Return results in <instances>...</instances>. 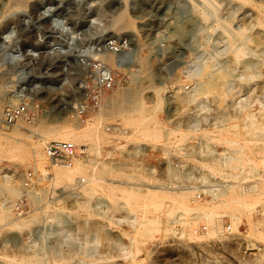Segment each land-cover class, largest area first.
<instances>
[{
	"label": "rangeland",
	"instance_id": "1",
	"mask_svg": "<svg viewBox=\"0 0 264 264\" xmlns=\"http://www.w3.org/2000/svg\"><path fill=\"white\" fill-rule=\"evenodd\" d=\"M212 2L216 4L219 20L231 23L228 27L233 33L235 29L246 27V33L264 36V25L260 23L264 22V0ZM206 4L208 2L200 0H20L19 4L0 0V131L6 136H0V212L13 214L0 221V225L3 224L0 264H264V210L261 211L264 190L256 192L254 201L257 199L250 210L256 224L252 233L246 216L236 230L227 214L223 217V231L208 234V224L203 218L196 222L195 211L185 214L183 223L174 222L176 214L182 210L159 188V185L185 187L200 183L193 177L178 175L177 171L183 167L195 171L203 169L199 167V157L195 156L196 136H218L217 132L199 130L210 127L205 126L208 121L215 123L219 108L234 110L239 106L232 102L239 104L240 99L241 102L253 96L251 109L257 112L259 119L264 114L263 63L249 81L233 83V95L226 93V98L221 100L217 99L219 93L213 91L210 109L201 111L209 119L201 122L197 133H186L187 129L178 130L174 126V122L188 112L196 113L195 108H191L193 102L188 105L180 96L195 90L205 95L202 78L194 73L208 63L218 69L223 61L232 60L228 52L229 34L216 24L217 17L206 19L199 11ZM125 7L129 23L114 25L116 14ZM247 42L253 48L256 46L253 41ZM122 51L137 55L126 69L112 65L106 57ZM238 63L233 64L235 80L240 79L244 69ZM82 81L87 89L85 99L81 98ZM122 89L133 90L138 95L144 109L141 114L137 110L130 111L132 113L124 110L122 116L112 112L108 103H101L108 102L110 94L111 99L117 98ZM127 109L129 111L130 107ZM169 109L172 114L168 116ZM106 110L112 114L102 115ZM136 118L141 119L138 126L136 121L127 123ZM153 119L158 121L153 122ZM88 122L98 126L101 149L97 152L90 147L97 136L80 141L77 156L85 162V168H81L74 179L87 175L86 170L91 172L94 166L105 179L74 189L72 183L68 187L74 179L51 181L38 166L32 144L40 141L44 127L72 125L75 129L79 123L86 126ZM60 140L51 138L46 144ZM209 140L214 144V153L218 154L214 159L220 158L227 144L216 137ZM252 147L263 171L264 142H254ZM250 151L246 148L245 152L252 156ZM168 166L174 168L176 174H170ZM2 168L25 173L28 183L33 188L37 186L33 193L41 192L42 199L32 205L29 196L22 201L19 195L9 192L7 197ZM49 169L51 171L50 166ZM205 169L212 181H233ZM110 186L114 193L109 190ZM127 193L133 197L130 208L125 203ZM202 197L206 196L202 193ZM77 199L80 202L75 206L73 201ZM96 199L110 204L112 209L108 216L93 212ZM10 201L13 204L9 207ZM54 209L72 215L74 222L88 218L105 223L111 236L101 240L103 243L114 241L116 247L102 245L90 255L70 252L65 259L56 256L54 260L47 257L37 260L28 244L38 242L33 243L34 236L45 228V218ZM18 212L23 214L20 225L11 228V223L5 221ZM11 232L16 236L12 238ZM199 234L202 236L198 237ZM123 245L131 250L128 253L122 250Z\"/></svg>",
	"mask_w": 264,
	"mask_h": 264
},
{
	"label": "bare ground",
	"instance_id": "2",
	"mask_svg": "<svg viewBox=\"0 0 264 264\" xmlns=\"http://www.w3.org/2000/svg\"><path fill=\"white\" fill-rule=\"evenodd\" d=\"M200 1H202L203 3L208 2V4H206L207 6H202L199 8V11L202 14V17L206 19H209V17H217L216 24H218L220 27L223 28L222 32L225 31L229 34L230 42L228 45V50L230 51L228 52H231V56L229 57H232V60L230 61L228 58L230 62L228 60L223 61L221 68H219L220 67L219 66L218 69L217 67L216 69H213L211 67L212 65L208 63L209 65L206 64L202 66L201 68H199L196 74L193 72V69H192V72L194 73L195 76L197 75V77L202 78V80L200 81L203 83V86L205 87L206 92L204 93L205 95H200L198 91L196 90L193 93L191 91L189 92L187 91L186 93H183L180 96V100H182L183 102H187L188 105L193 102V105H191V108L193 109L195 108L196 110V113L188 112L182 119L180 120L178 119L177 122H174V126L177 127L178 130H181L179 128H182V127L185 130L187 129L186 131H184L186 133H189V132L197 133L199 130L198 128H200L201 126L200 125L201 122L203 121L205 122L206 120L209 119L207 114L205 113L201 114V111L204 110L206 112L210 109L211 107L210 102L214 100V97L211 96L213 91H216L219 93V95H217V99L219 98L221 100L226 98V93L227 94L229 93V95H233L231 94L232 88L234 86L233 83L237 81V84L238 82L240 84L242 83V81H247V80L249 81V79L253 78V75L257 71L256 68L263 66L262 64L264 63V48H263L264 46H262L264 45L263 35H261L260 33H257V34L246 33V27H243L239 30L235 29V32L233 33L228 27V25L231 23H227V21L219 20L220 18H218V12H217V9L215 8L216 4H214L212 0H200ZM11 2L19 4L20 0H11ZM126 11H127L126 7L118 11V13L115 16L114 22H113L114 25H118V26L124 25L125 26L129 23L128 21L129 18L126 16L127 15ZM260 23L264 25V22H262V20ZM247 41H253L254 43H256V46L254 45V48H253V46L249 45L250 43ZM135 56H137L136 53H132L130 51H122L119 53H111L110 55H107L106 57L107 59H109L112 65L118 68H121V69H126L128 66H131V64L134 63L133 59ZM141 58L139 57V60ZM137 59L138 58H136L135 60ZM232 63L234 65L235 63L236 65L238 63L244 68L243 70L241 69L242 73H241L240 79L242 80L234 79L235 69ZM236 67L237 66H235V68ZM94 71L96 72V69H94ZM80 87L83 90L81 92V98L85 99L87 89L84 88L83 81L81 82ZM119 91L120 92H119L118 97L116 95L117 92L114 93L117 98L111 99L113 96L110 94V96H108V97H111L109 98L110 100H108V102L103 101L101 103H104V105L105 103H108L107 105L108 108H110L112 112H115V113L117 112L116 114H119L124 110H125L124 111L125 113L126 112L132 113L130 111L134 112L135 110H137V113L139 111V113L141 114V112L144 109H143V105L140 104V102L138 101L137 99L138 97H136L138 95L135 92H133V90L125 89L123 91L121 90ZM248 95H251V94H248ZM251 98H249L248 96V98H245L241 102H240L241 100L240 99L239 104L235 103V101L232 102V105L237 104V106H239V108L235 107L236 109L234 110L224 111L222 108H219L217 110L216 116L214 117L215 123L211 124L209 121L208 123H205V126L208 125L210 127H204V124H202L203 125L202 127L204 128L203 130L202 129L199 130L201 131V133L203 132H211V133L217 132L218 133V136L216 135L215 136L214 135L196 136V139L198 141L195 143V148H194L195 156L199 157V164H200L199 167L203 169L195 171L193 168L183 167L180 171L179 170L177 171L178 175H181L188 179L193 177L199 180L200 183L194 182V184L186 185L185 187L183 186L177 187V186H174L173 184H171V186L159 185V188L164 190L165 192L164 195L173 198L175 202V206L182 210L176 214L173 220L174 222L183 223L184 215L187 214L188 212L195 211V214H194L195 221L198 222L201 218H203L208 224L207 233L212 234V233H216V231H219V230L223 231L222 229H223L224 215L226 216L227 214L229 215L230 223L233 225V228L236 230L241 224L242 217L246 216V219L248 220L247 223L249 226V231L250 233H252V229L254 225L256 224L253 221V217L251 215L250 210L252 208L254 198L256 197V192H263L264 190L262 189L264 188V170L262 171L260 168V160L257 159V153L253 152L255 148L252 147V144L254 142L258 143L259 141L264 142V114H261L260 116L261 119L258 118L257 112H254L255 110L253 111V109H251V107L253 106L252 105L253 98L252 99ZM257 100L259 101L260 99H257ZM254 101L256 102V99H254ZM83 103L84 102L82 101L81 105L79 103L78 104L82 106ZM128 107H130V109L129 111H126ZM168 112H169L167 113L168 116L172 114L171 109H169ZM103 114L111 115L112 113L110 112V110H106L102 112V115ZM123 115L124 114H122V116ZM239 118L240 119L243 118L242 119L243 121H241ZM139 119L137 118L129 119L130 121H127V123L136 121V123H138L136 125L138 126L141 121V119L140 121ZM152 121L157 122L158 120L153 119ZM67 123H68V120H67ZM93 124L91 122H88L86 126L84 125L82 126L81 123H79L78 125H76V128L74 127L75 129L72 128L73 127L72 125L71 127L67 125H61L55 128L48 129L44 127L42 129L44 131V134H42L40 141H36V142L34 141L32 146L33 148H35V152H36L35 160L38 166L41 168V170L46 175H48L47 177L51 179V181L59 180V181L65 182V181L74 179L75 175L79 174V172L81 171V168H85V165L83 166V163L85 162H83V160L77 155H74L72 157V161H73L72 164L67 163L66 165H64V164H61L60 162L52 161L48 155L46 147H45V151L43 150L44 145H47L46 141L51 138L62 139V140L75 143L76 145L78 144L81 145L80 144L81 140L83 141L86 139L91 140V137L92 138L98 137L95 142L92 140L93 144H91L92 146L90 145V147L94 148L95 150H97V152H99L101 149V146H100L101 137L97 133L98 126L96 125L92 126ZM140 126H144V125H140ZM78 127L80 129L76 130ZM146 127L147 129H149L148 126ZM15 131L17 132L18 130H15ZM239 132L244 133V135L240 136ZM1 134L2 133L0 131V136H3ZM212 137H216L219 142H224L228 146L226 150H224L223 154H221V157L218 159H214V156L218 154L214 153L215 152V148L213 146L214 144L211 143L209 140ZM246 148L252 151V156H249L248 154H246L245 152ZM261 159L264 164V150H263V155ZM214 162H219L221 165L220 166L218 164L216 165V163ZM47 164H49V166L51 167V171L49 169V166L47 168ZM92 168L93 169L91 172L90 171L88 172V169L87 170L83 169V170H86L87 175L88 174L89 175L82 176L80 174L81 176H78L79 178L74 179V181L71 180L72 182L68 183V187H69V184L71 183H72L73 189L79 186H82V185H84L85 187L91 186L92 184L105 179L103 178L102 172L100 170L97 171L95 166ZM205 168L210 169L213 175H219L225 179L231 178L233 181L222 182V183L212 181V178L210 177L209 172L206 171ZM2 170H4L2 173L3 174L2 180L5 182L4 190L6 189V192L8 191V193H6L7 197H9L10 193H12L14 195H19L22 198V201H24L26 199L25 196L26 197L29 196V200L32 205L33 204L36 205L42 199L43 196L41 192L37 194L33 193V191L37 188V186L34 185L35 188H33L32 185L28 183V180H27L28 176L25 177L26 175L25 173H19L17 172L16 169L5 170L2 168ZM86 171H83L84 174ZM168 171L170 172V174H176L175 173L176 171L171 166L170 167L168 166ZM129 176L130 175H128V177ZM249 179L250 181L252 179L253 182L250 183ZM109 190L113 192L114 189L112 190V187H111ZM38 191H41V189ZM202 193L206 196L205 198L202 197ZM70 194H74V193L71 192ZM127 196L128 197L125 198V203L127 205L126 207L130 208L131 198L133 197L131 194ZM162 196L160 195L161 198H163ZM78 200L79 199L74 200L73 205L77 206V204L80 202ZM12 204L13 202L10 201L9 207ZM111 209L112 207L105 200L101 202V201H98V199H96L95 203H93V212L97 215L108 216L109 213L111 212ZM263 210L264 209H262L261 211ZM4 212H0V221L7 219L12 214V213L11 214L4 213ZM22 215L23 214L21 212H18L16 216L11 217L9 221H5V222H7L6 224H9L10 222L11 223L10 227L13 228L17 225H20L19 220L22 217ZM134 219H136V217ZM45 222H46L45 228L40 229V231L36 233L37 237L34 236L33 243L35 241H38V242L37 243L35 242L36 244H28L30 250L37 256L36 258L37 260H42L44 257H47L50 259L53 258L51 260H54L56 256H61L62 258L65 259L68 256V255L66 256V254L70 252L83 253L85 255H90V254H93L96 250H98L99 247H102V245H110L111 247H116V244H115L116 242L113 243L114 241L112 242L109 241V243L102 242L101 238L102 237L110 238L111 232L109 229H107L108 227L106 226V224L105 223L102 224L101 221L90 220L88 218H84L82 220L76 219V221L74 222L72 220V215L67 214L64 210L54 209L51 213H49L46 216ZM2 226L3 224L0 225V228ZM179 232L183 234L184 230H181ZM11 233H12V238H13V235L16 236L15 232H11ZM11 233H10V236H11ZM0 234H1V229H0ZM8 235L9 234L5 236L7 237ZM200 236L202 235L199 234L198 237ZM6 237H4L5 241L6 239L8 240V238ZM41 240H44V241H41ZM16 244H18V242ZM118 244H121V243H117V245ZM250 244H254V243L251 242ZM121 248L122 250H127L126 251L127 253L128 251L131 250V248L129 250V247L127 245H123Z\"/></svg>",
	"mask_w": 264,
	"mask_h": 264
},
{
	"label": "built area",
	"instance_id": "3",
	"mask_svg": "<svg viewBox=\"0 0 264 264\" xmlns=\"http://www.w3.org/2000/svg\"><path fill=\"white\" fill-rule=\"evenodd\" d=\"M46 150L52 161L60 162L61 164L70 163L72 157L78 153L77 145L66 140L48 142Z\"/></svg>",
	"mask_w": 264,
	"mask_h": 264
}]
</instances>
